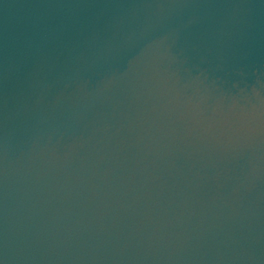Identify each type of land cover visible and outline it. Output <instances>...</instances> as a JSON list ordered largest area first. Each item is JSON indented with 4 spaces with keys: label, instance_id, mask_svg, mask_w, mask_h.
Wrapping results in <instances>:
<instances>
[{
    "label": "water",
    "instance_id": "water-1",
    "mask_svg": "<svg viewBox=\"0 0 264 264\" xmlns=\"http://www.w3.org/2000/svg\"><path fill=\"white\" fill-rule=\"evenodd\" d=\"M0 264H264V0H0Z\"/></svg>",
    "mask_w": 264,
    "mask_h": 264
}]
</instances>
